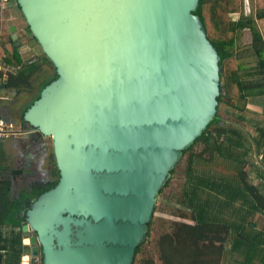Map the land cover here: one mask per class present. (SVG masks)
I'll list each match as a JSON object with an SVG mask.
<instances>
[{"label":"water","instance_id":"water-1","mask_svg":"<svg viewBox=\"0 0 264 264\" xmlns=\"http://www.w3.org/2000/svg\"><path fill=\"white\" fill-rule=\"evenodd\" d=\"M15 1L56 74L23 113L50 138L58 181L21 227L42 261L22 255L133 264L159 191L218 106L220 58L198 0Z\"/></svg>","mask_w":264,"mask_h":264},{"label":"trees","instance_id":"trees-1","mask_svg":"<svg viewBox=\"0 0 264 264\" xmlns=\"http://www.w3.org/2000/svg\"><path fill=\"white\" fill-rule=\"evenodd\" d=\"M248 3L249 13L245 14L243 0H198L194 12L220 58L222 72L218 104L222 97H226L230 103L264 95V0H248ZM231 15L237 17L234 19ZM26 29L28 30L27 26ZM244 30H248L250 34L249 48L257 60L254 66L244 65L242 57L234 53V50L240 48L239 41ZM42 59L50 65L44 55ZM0 62L4 66L20 67L15 75H9L5 83L8 88L17 89L29 85L30 77L36 71V62L22 61L18 47L14 45L10 31L1 17ZM0 78L2 79V74ZM51 79H55V75L41 83L39 88L42 89ZM2 84L0 82V88ZM218 114L214 115L193 144L181 152L180 158L194 146L201 144L204 148H211L219 156L225 154L232 159L236 148L243 145V137L234 127L216 126L213 132L209 131L211 125L218 123ZM260 136L262 140L257 142V147L264 148L262 130ZM262 150L264 155V149ZM193 157L194 155L189 154L181 201L191 212L193 224H174L170 234L159 237L156 245L157 261L160 264H219L224 246L228 244L229 252L237 253L243 258L244 264H252L253 261L264 264V225L256 230L253 222L257 213L264 219V174L258 173V183L249 182L242 161L236 159L242 167L237 170L234 179L222 176L216 179L212 176L202 177L191 168ZM174 171L175 168L170 174L173 175ZM3 174L0 172V228L6 227L8 233L5 237L0 233V249L6 255V264H19L21 236L14 229L19 227L21 219L18 212L23 208L24 201L21 198H9L10 182L3 179ZM169 181L170 179L159 194L168 186ZM151 226L152 221L148 224L146 239L150 235ZM143 244L136 248L135 257ZM141 261V264H155L152 258Z\"/></svg>","mask_w":264,"mask_h":264},{"label":"rangeland","instance_id":"rangeland-1","mask_svg":"<svg viewBox=\"0 0 264 264\" xmlns=\"http://www.w3.org/2000/svg\"><path fill=\"white\" fill-rule=\"evenodd\" d=\"M246 1L244 13L248 14L249 3L248 0ZM0 9L1 21H3L6 26L8 25L11 27L13 30V32L12 30L11 32L17 36L15 44L18 47V52L22 61L28 63L39 60L36 62L38 63L37 71L34 73L31 82V84H33L32 89H30V87L25 88V86H21L17 92H12V94L0 90V117L10 123L19 124L18 118L25 112L31 100L30 98L34 94L35 81L41 82L43 78L45 80L52 75L53 69L50 65L40 60L43 57L42 52L30 35L26 34L28 33L26 23L17 9L15 0H0ZM231 17L235 19L237 16L231 15ZM249 43V31L244 30L242 38L239 41L240 48L234 50V53L242 57L244 65L254 66L257 60L251 53ZM14 72L15 67L4 66L0 62V73L2 76ZM216 114L219 116V121L211 125L209 131L213 132L216 126L224 128L234 127L238 129L242 135L243 145L236 148L235 152L232 154V159L228 158V155L225 156V154L219 156L213 152L211 148H204L201 144L194 146L179 159L173 175L169 177L170 181L168 186L157 196L154 215L151 219L152 226L150 235L141 247L140 253L135 257L134 264H141V260L147 258H152L155 260V264H160V261H157L158 254L156 248L159 237L170 234L174 224H193L191 212L188 211L181 202L186 181L185 172L189 154L194 155L191 168L198 176H212V178L215 179L222 176L228 179H234L237 170L241 166V163L237 160L242 161L243 170L246 172V177L249 182L258 183V173L264 174V155H262V149L264 148L262 146H260V148L257 147V142L262 140L260 131L262 130L264 132V95L249 98L245 101H231L230 103L227 102L226 97H222L221 102L217 106L215 115ZM263 142L264 141H262V143ZM45 144L48 150V162L54 166L50 139H47ZM17 152L19 156V150ZM48 153H50L49 156ZM39 157L41 158L42 167L48 164L47 161H44L46 158L45 155ZM253 222L255 226L260 228L261 222L258 220ZM228 247V244L224 246L220 261H223V263L224 261H240L239 258L235 256H233L234 258L232 257Z\"/></svg>","mask_w":264,"mask_h":264},{"label":"flooded vegetation","instance_id":"flooded-vegetation-1","mask_svg":"<svg viewBox=\"0 0 264 264\" xmlns=\"http://www.w3.org/2000/svg\"><path fill=\"white\" fill-rule=\"evenodd\" d=\"M0 11H1V9H0ZM7 28L10 31V37L13 40L14 45L17 46L15 44V42L17 41V39H16L17 36L12 33L13 30L11 29V27H9L7 25ZM11 30H12V32H11ZM27 32L28 33H26V34L30 35L28 30H27ZM30 37H32V36L30 35ZM42 55H43V53H42ZM40 60L43 61L42 58ZM38 61L39 60H37L35 62H38ZM31 62H33V61H31ZM28 63H30V62H28ZM37 64L38 63H36V71H37ZM50 66L53 69L52 75L47 77L45 80L43 78V80H41V82H37L36 79H35L36 81L34 80L36 83L34 85V87H35L34 94L30 98L31 100L28 104V107L31 106V104L38 98L39 93L41 91V89L39 88L41 83L50 79L51 77H53V75H55V78H56L55 70L51 64H50ZM12 68H14V67H12ZM18 69H19V66H16L14 73H9L6 76H2V79L0 78V82L3 83L0 90L7 91L10 94H12V92L18 91L19 88L15 89V88L5 87V83H7L6 81L8 80L9 75L10 74L15 75L16 71H18ZM33 75H34V73L30 77L29 85H26L25 88L30 87V89H32L33 84H31V82L33 79ZM52 80H54V79L49 80L48 83L51 82ZM28 107H26V109ZM23 113L19 116L20 118H18L19 124H17V123H15V124H16V126H18L19 131H21L20 133H22V134H19V136L26 138V141L23 145H19V146L15 145L16 148H15V146L12 147V150H11L12 156L8 157V160L11 163V166L5 170V173L2 175V177H3V179L9 180V182H10V185H9L10 196H9V198L10 199L15 198L17 200H19L21 198V201L22 200L24 201L23 208L18 212V215L21 219L19 227L14 229L15 231H19L20 236H21L20 261H21V258L23 257V255H22L23 246H26L27 251L31 250V249L37 251L38 255H37V257H35V261H42V255L40 252L41 248L35 242V240H37L36 239L37 236H36L35 231L32 229H29L27 231L29 236L23 238V236H22L23 233L21 232V227L23 225L28 224L25 222V220L27 218L26 216L31 211V207L35 203V201L42 194L51 190L55 186V184L57 183L58 171L56 169L55 162H54V166H53V164L48 162L49 157H47L48 150L46 148L47 145L45 144V141L47 139L49 140L50 138L43 137L39 133L35 132L34 129L29 125V123H27L23 120ZM15 131H16V129L12 130V134L16 133ZM23 133H26V134H23ZM22 135H26V136H22ZM18 150H19V156L17 154ZM42 155L46 156L44 161H47V163H48L47 165H44L43 167L41 165V158L39 157ZM49 155H50V153H48V156ZM52 156H53V153H52ZM25 239H28L30 241V243L28 245H25L23 243V241ZM31 240H33V242ZM31 259L29 261H31Z\"/></svg>","mask_w":264,"mask_h":264},{"label":"crops","instance_id":"crops-1","mask_svg":"<svg viewBox=\"0 0 264 264\" xmlns=\"http://www.w3.org/2000/svg\"><path fill=\"white\" fill-rule=\"evenodd\" d=\"M1 119H3V118H1ZM5 121L8 124L12 125V130L16 129V131H15L16 133H14V134L8 136L6 139H3L2 141H0V151H1L0 152V162H1L0 165H2V169H0V172H2V173H5V170L11 166V163L9 162L8 157L11 156L12 147H14L15 145L16 146L23 145L26 141V138L19 136V134H22V133H20L21 131H19L18 126H16L15 123H10L7 120H5ZM23 134H26V133H23ZM22 136H26V135H22ZM16 146H15V148H16ZM255 220H258L259 222H261L260 228L258 226L255 227L256 230H260L264 225L263 216L257 213L254 216V221ZM0 233L3 234V236H4L5 234L8 233V229L6 227H1ZM0 245H1V241H0ZM0 254H1V264H6L7 261H4L6 255H5L4 251L1 249H0ZM230 254L232 255V257L235 256L236 258H239L240 261H224V263H223V261H219V264H226V263L244 264L242 261L243 258L239 257L237 253H230ZM252 264H256V261H253Z\"/></svg>","mask_w":264,"mask_h":264},{"label":"built area","instance_id":"built-area-1","mask_svg":"<svg viewBox=\"0 0 264 264\" xmlns=\"http://www.w3.org/2000/svg\"><path fill=\"white\" fill-rule=\"evenodd\" d=\"M244 2H247L244 0ZM248 4V3H247ZM12 135V125L0 118V141Z\"/></svg>","mask_w":264,"mask_h":264},{"label":"clouds","instance_id":"clouds-1","mask_svg":"<svg viewBox=\"0 0 264 264\" xmlns=\"http://www.w3.org/2000/svg\"><path fill=\"white\" fill-rule=\"evenodd\" d=\"M244 1V0H243ZM244 4V8H245V2H243ZM23 243L25 245H28L30 243V241L28 239H25L23 241ZM31 259V257L29 255H24L22 258H21V264H29V260Z\"/></svg>","mask_w":264,"mask_h":264}]
</instances>
